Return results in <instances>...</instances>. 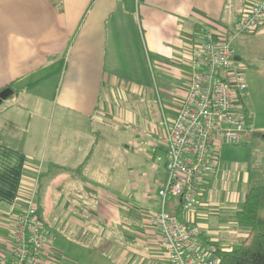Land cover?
Here are the masks:
<instances>
[{
  "label": "crops",
  "instance_id": "0c3cea01",
  "mask_svg": "<svg viewBox=\"0 0 264 264\" xmlns=\"http://www.w3.org/2000/svg\"><path fill=\"white\" fill-rule=\"evenodd\" d=\"M253 1L0 0V91H13L0 107V264L11 261L15 219L36 183L52 232L40 264H170L150 222L165 179L153 166L163 121L182 107L204 32L230 39ZM156 92L162 118L123 145L118 180L104 166V132L139 123L134 101ZM254 168L219 161L182 215L215 252L246 237L235 215Z\"/></svg>",
  "mask_w": 264,
  "mask_h": 264
},
{
  "label": "built area",
  "instance_id": "2783aa9c",
  "mask_svg": "<svg viewBox=\"0 0 264 264\" xmlns=\"http://www.w3.org/2000/svg\"><path fill=\"white\" fill-rule=\"evenodd\" d=\"M263 24L264 0H254L239 18L237 32L253 34ZM192 66L176 120L163 121L165 179L157 190L160 208L150 222L170 264H220L215 251L202 242L201 231L182 215L198 204L221 149L241 145L252 132V115L246 108L248 85L245 67L229 39L217 41L211 31L204 32L203 44L193 51ZM169 200L174 213L168 211ZM24 203L13 227L9 264H40L52 232L39 212L35 191Z\"/></svg>",
  "mask_w": 264,
  "mask_h": 264
},
{
  "label": "rangeland",
  "instance_id": "374dc122",
  "mask_svg": "<svg viewBox=\"0 0 264 264\" xmlns=\"http://www.w3.org/2000/svg\"><path fill=\"white\" fill-rule=\"evenodd\" d=\"M229 34L231 48L234 50L235 55L241 59V61L239 60L240 63L244 64L245 67L244 74L248 85L247 91L249 93V97L247 98L248 104L247 102L246 104L248 111L253 117V133L241 145L224 146L217 156H219L218 161L222 163V166L228 165L231 169L237 164V166L244 170L245 168H254L260 160V165H262V158L264 157V137L254 135L260 133L264 136V25L254 34H238L236 23L232 26ZM151 84L153 87L154 84L152 81ZM183 86L182 88L185 89ZM155 95L154 98L152 96L150 101H147V99L142 100V102L139 99L134 101L133 106L140 109L139 114L142 111L146 115L143 118L141 116L139 117V123H133L132 127L127 129L116 128L114 125L109 126L108 131L104 132V151L105 148L108 150L106 156H104V160H106L104 166L108 168L110 176L114 175V171H118V180H120L127 165L123 145L128 143L131 140L130 138L135 136L138 131L142 132L145 121L153 125V123H158L162 118L161 99L158 92ZM129 106L131 107V105L124 106V109L130 108ZM65 130L68 131L66 133L70 136L72 131ZM165 161L166 154L159 148L153 166L156 165L158 168H161L159 172L160 178H165V172L163 173ZM170 204L171 200L168 201V211L174 213L175 211ZM78 257L80 259L82 258L79 254ZM84 259L82 258L83 263Z\"/></svg>",
  "mask_w": 264,
  "mask_h": 264
},
{
  "label": "trees",
  "instance_id": "16d2710c",
  "mask_svg": "<svg viewBox=\"0 0 264 264\" xmlns=\"http://www.w3.org/2000/svg\"><path fill=\"white\" fill-rule=\"evenodd\" d=\"M235 220L246 237L235 250H216L220 264H264V157L250 174Z\"/></svg>",
  "mask_w": 264,
  "mask_h": 264
},
{
  "label": "water",
  "instance_id": "95a60500",
  "mask_svg": "<svg viewBox=\"0 0 264 264\" xmlns=\"http://www.w3.org/2000/svg\"><path fill=\"white\" fill-rule=\"evenodd\" d=\"M236 59L240 60L239 58H236ZM12 93H13V91L11 89H6V90L2 91L0 93V103H2L3 101L7 100L12 95ZM254 135L257 136V137H264L260 133H257V134H254Z\"/></svg>",
  "mask_w": 264,
  "mask_h": 264
}]
</instances>
